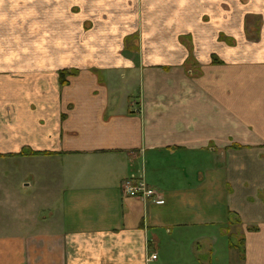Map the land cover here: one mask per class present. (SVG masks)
<instances>
[{
    "label": "crops",
    "instance_id": "crops-1",
    "mask_svg": "<svg viewBox=\"0 0 264 264\" xmlns=\"http://www.w3.org/2000/svg\"><path fill=\"white\" fill-rule=\"evenodd\" d=\"M0 264H264V0H0Z\"/></svg>",
    "mask_w": 264,
    "mask_h": 264
},
{
    "label": "built area",
    "instance_id": "built-area-1",
    "mask_svg": "<svg viewBox=\"0 0 264 264\" xmlns=\"http://www.w3.org/2000/svg\"><path fill=\"white\" fill-rule=\"evenodd\" d=\"M121 192L125 196L151 199L153 202H158L161 198L155 189L134 178H129L121 184ZM152 258H155V255H152Z\"/></svg>",
    "mask_w": 264,
    "mask_h": 264
},
{
    "label": "trees",
    "instance_id": "trees-1",
    "mask_svg": "<svg viewBox=\"0 0 264 264\" xmlns=\"http://www.w3.org/2000/svg\"><path fill=\"white\" fill-rule=\"evenodd\" d=\"M64 81H65V80L63 79V76L61 75V83H62V84L65 83Z\"/></svg>",
    "mask_w": 264,
    "mask_h": 264
},
{
    "label": "rangeland",
    "instance_id": "rangeland-1",
    "mask_svg": "<svg viewBox=\"0 0 264 264\" xmlns=\"http://www.w3.org/2000/svg\"><path fill=\"white\" fill-rule=\"evenodd\" d=\"M234 228H236V226H234ZM231 242H233L234 244H237L236 243L237 241L235 242L234 239H232Z\"/></svg>",
    "mask_w": 264,
    "mask_h": 264
}]
</instances>
